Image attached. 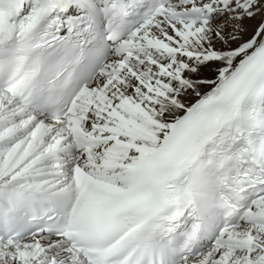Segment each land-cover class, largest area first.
I'll return each instance as SVG.
<instances>
[{"label":"snow or ice","instance_id":"obj_1","mask_svg":"<svg viewBox=\"0 0 264 264\" xmlns=\"http://www.w3.org/2000/svg\"><path fill=\"white\" fill-rule=\"evenodd\" d=\"M0 264H264V0H0Z\"/></svg>","mask_w":264,"mask_h":264}]
</instances>
